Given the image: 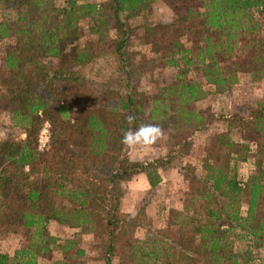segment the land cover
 I'll return each mask as SVG.
<instances>
[{
  "label": "trees",
  "instance_id": "1",
  "mask_svg": "<svg viewBox=\"0 0 264 264\" xmlns=\"http://www.w3.org/2000/svg\"><path fill=\"white\" fill-rule=\"evenodd\" d=\"M157 1L168 5L170 21L130 26L131 18ZM1 2L16 18L0 21V41L11 40L4 49L0 113L9 115L24 138L11 139L7 132L0 139V229L21 227L27 243L11 257L0 253V264H38L53 251L59 258L51 264L82 258L76 240L59 242L47 235L50 221L97 238L103 264L113 259L122 264H243L232 250L233 239L243 236L233 230L245 233L251 245L264 238V105L225 120L231 132L210 137L201 176L183 169L190 182L186 198L179 210L168 212L160 229L151 228L143 206L134 214L120 213L121 184L143 174L153 189L170 155L130 161L121 138L129 127L159 125L172 148L183 152L190 137L213 121L208 110L195 107L206 95L203 85L220 92L242 74L253 83L264 80V24L254 16L264 15V0ZM107 17L116 32L111 54L117 80L89 100L80 94L77 70L95 55L74 48L72 31L78 20L88 18L89 33L100 40ZM137 30L164 49L154 58L134 59L128 42L141 38ZM154 65L175 72L171 81L145 94L139 82ZM130 114L137 118L131 126L126 122ZM43 123L47 144L39 151L36 136ZM236 132L242 139L245 132L254 134L247 138L249 145L240 147L249 150L243 159L255 158L256 170L244 180L230 166L237 157L233 148L241 150L232 141ZM141 228L144 237L135 239Z\"/></svg>",
  "mask_w": 264,
  "mask_h": 264
},
{
  "label": "rangeland",
  "instance_id": "2",
  "mask_svg": "<svg viewBox=\"0 0 264 264\" xmlns=\"http://www.w3.org/2000/svg\"><path fill=\"white\" fill-rule=\"evenodd\" d=\"M63 0H53L54 5L60 6ZM95 4H100L105 0H88ZM1 2V0H0ZM4 2L0 3V21L6 19L13 21L16 16L13 11L5 8ZM259 24H264V15L254 13ZM172 12L168 5L163 1L153 3L146 10L131 18L128 23L133 28L141 25H156L167 23L172 19ZM106 35L100 40L94 34L89 33L91 25L90 19L83 18L76 22L72 35L76 37L74 48H87L94 58L86 60V64L77 71L80 75L79 88L80 94L91 100L98 96L103 85L112 86L117 80L115 74V60L111 54V45L115 40L116 32L112 18H106ZM259 34H263L258 31ZM139 37L134 36L128 42V50L133 54L134 59H151L154 58L156 51H162L163 45L156 43L154 40L142 38L143 33L137 30ZM98 39V40H97ZM11 44L10 39L0 41V93H3L1 84L2 72L4 69V49ZM151 70L141 77L139 90L145 94L151 93L156 86L171 81L175 69L161 68L158 65L150 66ZM205 97L195 102V107L199 110H208L213 121L205 129L194 133L189 139L188 148L181 152L177 148H172L170 140L166 133L159 139L156 144L148 149L127 148L124 146L125 156L130 161L152 160L170 155L166 160L167 166L158 170L160 182L153 188L149 189L146 178L143 174H136L126 182L121 184L122 197L120 202V213L124 216L134 214V209L143 206L145 215L152 229L165 227L168 212L179 210L186 191H188L190 182L189 176L184 170L190 169L196 177L202 175V165L205 158V149L209 144L212 135L223 134L225 120L231 117L243 116L250 109H254L258 104L264 105V80L260 82H251L247 75H239L238 81L231 85L228 90L214 92V87L210 85L202 86ZM230 115V116H229ZM226 116H229L228 118ZM47 123H43L37 136L36 145L39 151L46 149L47 144ZM223 131V132H222ZM12 133V137L23 139L24 134L12 126L10 117L7 113H0V139L5 137L6 133ZM247 137L238 142V147L249 145L247 138L254 137V134L245 132ZM235 141H239L238 133L233 136ZM237 148V147H236ZM233 148V154L237 157L232 159L230 166L235 167V173L238 180H244L249 173L256 170L254 164L255 158L251 156L245 158L247 148L238 150ZM174 149V150H173ZM240 211H244L241 207ZM47 235L62 242L66 239H74L77 242L76 248L83 251L84 256L76 261L75 264H103L100 260L101 252L99 240L89 234H82L77 229H71L66 226L58 225L50 221L45 225ZM48 229V230H47ZM234 234L242 235L241 239H233L232 250L236 251L243 264H264V238L260 240L253 239L254 242L249 244V237L245 233L233 230ZM144 229H137L134 233L135 239L144 237ZM252 241V240H251ZM56 242V243H59ZM27 243L25 231L19 226H12L0 229V253H5L11 257L14 250L20 249ZM59 258L57 251H53L46 258L37 260L38 264H51ZM123 262L112 260V264H122Z\"/></svg>",
  "mask_w": 264,
  "mask_h": 264
},
{
  "label": "clouds",
  "instance_id": "3",
  "mask_svg": "<svg viewBox=\"0 0 264 264\" xmlns=\"http://www.w3.org/2000/svg\"><path fill=\"white\" fill-rule=\"evenodd\" d=\"M135 115H128L126 122L128 125H134L136 121ZM164 136V130L159 125L142 124L133 130L129 127L121 138V144L127 148L148 149Z\"/></svg>",
  "mask_w": 264,
  "mask_h": 264
},
{
  "label": "crops",
  "instance_id": "4",
  "mask_svg": "<svg viewBox=\"0 0 264 264\" xmlns=\"http://www.w3.org/2000/svg\"><path fill=\"white\" fill-rule=\"evenodd\" d=\"M230 116V115H229ZM229 116H226L227 118L229 117ZM229 131L231 132V129L230 128H228V126L226 125L225 126V128H224V133L226 132L227 134L229 133ZM223 132V131H222ZM236 133H238V138H239V141H235V139H233L232 138V141H234V143L236 142V143H238V142H241L242 141V139H241V137H240V134H239V132H236ZM251 147H253L252 145H251ZM251 158H253V156H251ZM243 180V179H242ZM48 230V229H47Z\"/></svg>",
  "mask_w": 264,
  "mask_h": 264
}]
</instances>
